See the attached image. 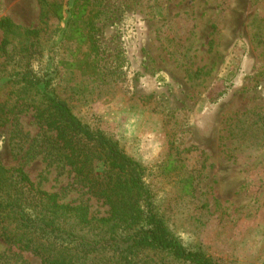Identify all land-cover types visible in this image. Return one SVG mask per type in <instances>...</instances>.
<instances>
[{
    "label": "rangeland",
    "instance_id": "rangeland-1",
    "mask_svg": "<svg viewBox=\"0 0 264 264\" xmlns=\"http://www.w3.org/2000/svg\"><path fill=\"white\" fill-rule=\"evenodd\" d=\"M44 1L72 0H0V20L13 27H0V43L10 41L0 51V164L61 202L106 214L47 150L53 133L11 76L26 62L43 71L50 57L68 60L57 64L54 93L145 167L170 237L217 264H264V0H79L85 13L68 25ZM71 54H87L95 72L71 66ZM168 155L181 171H160ZM182 174L192 194L181 192ZM0 264L42 263L0 236Z\"/></svg>",
    "mask_w": 264,
    "mask_h": 264
},
{
    "label": "trees",
    "instance_id": "trees-1",
    "mask_svg": "<svg viewBox=\"0 0 264 264\" xmlns=\"http://www.w3.org/2000/svg\"><path fill=\"white\" fill-rule=\"evenodd\" d=\"M44 2L65 25L85 13L86 4L79 0L69 4ZM0 27L5 32L13 30L8 19H1ZM65 29H61L62 36ZM70 31L78 35L79 45L85 42L80 27H70ZM9 43L4 38L0 51H6ZM71 55V66L95 72L94 60L90 61L87 54L76 59ZM67 62L50 57L43 71L30 70L26 62L25 71L11 76L22 83L18 96L33 108L36 123L53 133L47 136V150L52 149L108 210L96 216L86 205L61 202L57 193L35 185L22 169L0 164L2 239L30 252L42 264H217L203 252L188 249L170 237L165 220L154 209L145 167L116 141L82 123L54 93L51 80L57 64ZM158 167L169 174L184 166L168 155ZM179 184L181 192L192 194V176L182 174Z\"/></svg>",
    "mask_w": 264,
    "mask_h": 264
}]
</instances>
